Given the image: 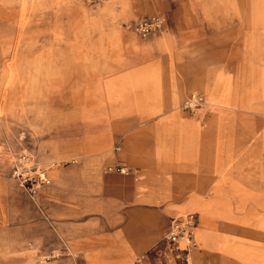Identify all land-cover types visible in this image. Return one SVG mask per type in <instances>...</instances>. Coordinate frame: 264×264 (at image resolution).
Masks as SVG:
<instances>
[{
	"label": "crops",
	"instance_id": "0c3cea01",
	"mask_svg": "<svg viewBox=\"0 0 264 264\" xmlns=\"http://www.w3.org/2000/svg\"><path fill=\"white\" fill-rule=\"evenodd\" d=\"M130 1L122 17L160 15L162 29L142 37L127 24L96 34L86 25L80 38L94 39L96 54H82L74 35L72 86L57 80L58 105L72 101L57 110L73 112L63 124L73 128L72 158L49 171L56 183L46 187L56 191L58 235L71 239L77 264H264V95L250 82L258 46L241 41L239 24L241 13L246 26L264 23V0L242 9L233 0L227 24L223 0ZM15 8L0 5L10 20L1 35L18 33ZM194 92L210 103L199 115L182 107ZM114 164L133 171H108ZM183 212L197 221L191 247L166 236ZM23 227L48 229L38 217Z\"/></svg>",
	"mask_w": 264,
	"mask_h": 264
},
{
	"label": "rangeland",
	"instance_id": "374dc122",
	"mask_svg": "<svg viewBox=\"0 0 264 264\" xmlns=\"http://www.w3.org/2000/svg\"><path fill=\"white\" fill-rule=\"evenodd\" d=\"M236 1L241 9L250 3L248 0ZM121 2L0 0V5L14 3L19 15L18 33L1 35L0 30V264H77L71 239L57 233L56 191L46 189L56 183L49 171L59 160L72 158L69 136L73 128L63 127V124L73 119V112L57 110L63 103L67 105L72 101L60 97L61 104L58 105L55 88L57 80L65 87L72 86L74 63L69 48L74 39L77 41L76 35L82 54L90 48L96 54V41L83 43L80 38L88 29L84 28L86 25H93L92 34H96L101 26L127 24L132 28L131 22L141 19L122 17ZM129 3H140L142 8H149L152 0H131ZM222 6L225 20L233 19L230 10L235 7L233 0H223ZM260 10L256 15L264 18V11ZM243 18L241 13V41L258 46L256 63L251 65L256 71V80L250 82L256 83L259 100V96L264 95V48H259L264 46V23L246 26ZM4 19L0 13V26ZM8 22L6 17L3 24L8 26ZM30 41L38 47L31 46ZM41 43L45 44L42 49ZM11 46L15 50L14 56L9 54ZM100 46L105 52V45L101 43ZM41 50L46 55L40 56ZM17 55L23 57L15 60ZM77 66L84 68L88 64ZM248 66L241 65L242 76L246 75ZM260 113L264 116V109ZM25 212L27 216L23 219ZM36 217L42 219L48 229L44 235H25V219ZM256 227L264 230V224Z\"/></svg>",
	"mask_w": 264,
	"mask_h": 264
},
{
	"label": "built area",
	"instance_id": "2783aa9c",
	"mask_svg": "<svg viewBox=\"0 0 264 264\" xmlns=\"http://www.w3.org/2000/svg\"><path fill=\"white\" fill-rule=\"evenodd\" d=\"M163 20L160 15H152L148 18L139 19L130 24L133 30L142 37H146L151 33L158 32L162 29ZM210 104L206 95L202 92H194L186 97L182 103V107L193 114H200L201 110ZM108 171L119 173H130L133 171L131 167L121 164L109 165ZM197 221L190 212L181 213L173 219L166 236L171 241L185 240L190 244H195V228Z\"/></svg>",
	"mask_w": 264,
	"mask_h": 264
},
{
	"label": "bare ground",
	"instance_id": "6f19581e",
	"mask_svg": "<svg viewBox=\"0 0 264 264\" xmlns=\"http://www.w3.org/2000/svg\"><path fill=\"white\" fill-rule=\"evenodd\" d=\"M189 247L193 246L192 244L190 243H186ZM192 264H194V262H192Z\"/></svg>",
	"mask_w": 264,
	"mask_h": 264
}]
</instances>
